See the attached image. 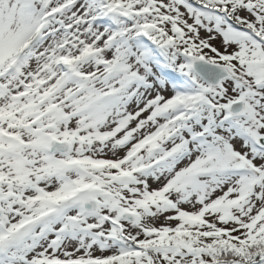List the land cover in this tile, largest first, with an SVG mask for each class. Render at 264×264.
<instances>
[{"label":"snow or ice","instance_id":"obj_1","mask_svg":"<svg viewBox=\"0 0 264 264\" xmlns=\"http://www.w3.org/2000/svg\"><path fill=\"white\" fill-rule=\"evenodd\" d=\"M0 264H264V0H0Z\"/></svg>","mask_w":264,"mask_h":264}]
</instances>
